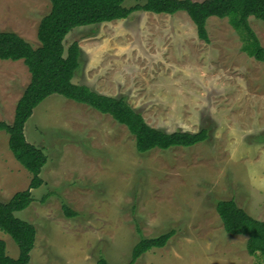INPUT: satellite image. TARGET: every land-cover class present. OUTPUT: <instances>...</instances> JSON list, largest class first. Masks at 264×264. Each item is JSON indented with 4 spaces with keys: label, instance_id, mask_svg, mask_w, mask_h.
Segmentation results:
<instances>
[{
    "label": "rangeland",
    "instance_id": "374dc122",
    "mask_svg": "<svg viewBox=\"0 0 264 264\" xmlns=\"http://www.w3.org/2000/svg\"><path fill=\"white\" fill-rule=\"evenodd\" d=\"M50 9V0H0V31L38 48ZM249 25L264 47V22L250 17ZM206 28L209 43L185 12H135L68 34L65 49L78 42L81 50L73 83L124 97L156 129H207L208 139L139 154L134 137L109 115L60 95L45 99L25 127L27 141L48 158L44 184L15 214L36 228L29 264H96L99 257L126 264L141 238L170 231L165 247L135 264H260L259 254L247 252V236L225 232L216 204L233 199L264 221V62L248 55L228 18L211 17ZM30 78L22 61L0 60V121L12 123ZM7 138L0 132V202L31 180ZM64 204L77 216L66 217ZM0 239L17 258L16 243L1 231Z\"/></svg>",
    "mask_w": 264,
    "mask_h": 264
},
{
    "label": "trees",
    "instance_id": "16d2710c",
    "mask_svg": "<svg viewBox=\"0 0 264 264\" xmlns=\"http://www.w3.org/2000/svg\"><path fill=\"white\" fill-rule=\"evenodd\" d=\"M125 1L50 0L51 9L38 27V48H34L17 33L0 31V60L22 61L31 76L29 85L17 101L12 123L0 121V131L8 135V146L14 158L31 174L26 190L16 193L6 202H0V231L8 235L19 248V256L11 258L7 255L5 242L0 239V264H29L31 252L35 248L36 228L15 214L30 207L33 202L32 191L44 184L40 174L47 163V156L42 149L27 141L24 130L34 110L48 97L60 95L109 115L134 137L139 154L156 149L168 151L176 147L190 148L208 139L207 129L197 133H168L156 129L124 97L101 95L85 85L73 83L80 67L81 50L78 42H73L66 50L64 41L74 29L127 19L135 12L168 15L185 12L195 25L199 39L209 43L206 28L208 19L228 18L236 30L242 31L246 39L244 49L248 55L264 62V47L249 25L250 17L264 22V0H145L144 4L129 8L125 6ZM63 210L68 218L77 216V212L65 204ZM216 210L225 232L247 236L248 254H259L262 257L260 264H264V221L250 216L233 199L218 201ZM174 234V231H170L155 238H141L126 264H135L152 249L165 247ZM96 264L110 263L106 258L99 257Z\"/></svg>",
    "mask_w": 264,
    "mask_h": 264
},
{
    "label": "crops",
    "instance_id": "0c3cea01",
    "mask_svg": "<svg viewBox=\"0 0 264 264\" xmlns=\"http://www.w3.org/2000/svg\"><path fill=\"white\" fill-rule=\"evenodd\" d=\"M104 71V70H103ZM88 73H94V69H90L89 71H87ZM89 75V74H88ZM77 85H82V84H77ZM85 86H87V85H85ZM87 87H89L90 88V86L88 85ZM91 90H93L92 88H90ZM93 91H95V90H93ZM95 92H97V91H95ZM97 93H99V92H97ZM99 94H101V95H105V96H109V97H113V98H116L117 96H112V95H108V94H102V93H99ZM121 97V96H120ZM16 108V107H15ZM14 113H15V110H14ZM34 113V112H33ZM33 116V115H32ZM31 116V117H32ZM111 120H113L112 118H111ZM13 121V120H12ZM117 123V122H116ZM118 124V123H117ZM26 127V126H25ZM1 132V131H0ZM24 132H25V130H24ZM7 139H9V137L7 138ZM40 146H38V148H39ZM136 148V147H135ZM40 149H42L41 147H40ZM43 150V149H42ZM137 151V150H136ZM44 152V151H43ZM47 160H48V158H47ZM223 225V224H222ZM224 228V227H223Z\"/></svg>",
    "mask_w": 264,
    "mask_h": 264
}]
</instances>
